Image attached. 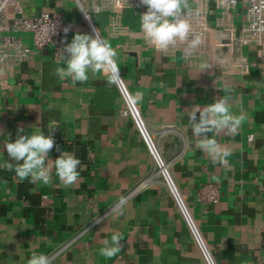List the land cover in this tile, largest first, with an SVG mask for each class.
Returning a JSON list of instances; mask_svg holds the SVG:
<instances>
[{
    "label": "crops",
    "instance_id": "1",
    "mask_svg": "<svg viewBox=\"0 0 264 264\" xmlns=\"http://www.w3.org/2000/svg\"><path fill=\"white\" fill-rule=\"evenodd\" d=\"M20 1L29 16L61 14L64 45L77 32L91 34L75 0ZM139 15L126 9L123 22L139 30ZM111 18L92 15L117 50L120 71L218 264H264V60L224 85L219 69L181 53L165 55L136 37L110 36ZM253 52L247 49L250 59ZM58 66L62 62L48 46L15 71L1 95L6 128L0 146L7 138L14 142L20 128L24 134L41 128L48 135V122L56 120L49 158L73 153L81 160L80 177L64 187L53 171L51 185L30 184L0 168V264H27L33 251L48 255L52 264H204L167 189L143 184L152 159L130 119L120 115L123 103L114 82L98 74L73 85L57 77ZM225 88L233 113L246 116L236 135L216 136L231 151L229 167L213 164L194 147L189 117L182 113L221 98ZM7 159L6 150L0 151V164ZM207 182L218 187L219 202L198 199ZM121 197L128 203L116 216L110 209ZM113 232L121 234L122 251L107 259L99 249Z\"/></svg>",
    "mask_w": 264,
    "mask_h": 264
},
{
    "label": "built area",
    "instance_id": "2",
    "mask_svg": "<svg viewBox=\"0 0 264 264\" xmlns=\"http://www.w3.org/2000/svg\"><path fill=\"white\" fill-rule=\"evenodd\" d=\"M189 1L190 12L186 18L191 24L192 36L199 37L201 43L195 50L189 49L187 43H181L167 52H162L163 54L172 56L181 53L195 64L219 69L220 80L224 85L237 77L248 75L257 65V61L264 60V0ZM75 2L91 35H94L95 28L104 39L92 15L108 13L112 16L108 25L110 36L136 37L147 44L140 29L133 30L123 22V13L126 9L137 10L140 14L147 11L140 0H128V3L126 0H75ZM63 30L64 19L59 13L43 11L39 15L29 16L25 14L20 0H0V109L1 95L5 94L9 80L14 77L15 71L21 65L33 59L48 46L54 47L56 58L60 59L58 52L65 47L62 41ZM25 38L31 41V46L25 43ZM249 48H253L254 59H250L247 54ZM120 76L114 82L123 103L120 115L130 119L152 159V169L143 180V184L145 187H151L155 183H160L167 189L203 263L218 264L185 194L174 177L171 163L163 156L121 71ZM5 128L6 123L0 117V137L4 134ZM197 197L206 203H217L221 193L216 184L207 182L198 190Z\"/></svg>",
    "mask_w": 264,
    "mask_h": 264
},
{
    "label": "clouds",
    "instance_id": "3",
    "mask_svg": "<svg viewBox=\"0 0 264 264\" xmlns=\"http://www.w3.org/2000/svg\"><path fill=\"white\" fill-rule=\"evenodd\" d=\"M140 3L147 8L139 17L140 30L148 45L161 52H167L181 43H187L191 50L198 48L201 40L192 36V27L186 18L190 12L189 0H140ZM93 33H75L71 42L58 52L62 66L56 68L55 74L60 80H70L76 85L86 84L90 75L95 78L99 74L107 83H113L121 77L117 50L102 39L95 28ZM222 91L224 95L221 98L203 106L194 104L182 113L189 117L187 125L191 129L194 147L213 164L229 167L231 151L221 145L216 136L236 135L246 116L243 112L233 113L229 90L225 88ZM141 98L137 94V99ZM58 128V121L52 120L47 124L48 135L41 128L26 134L23 128L18 129L14 142L7 138L0 146V151L6 150L8 157L7 161L0 164V168L14 172L20 182L27 180L30 184L51 185L54 171L55 177L64 187L75 185L80 177L78 168L81 160L68 151H62L54 160L49 158L55 145L54 132ZM127 203L126 198L121 197L110 213L122 216ZM120 242L121 234L113 232L110 239L102 241L99 254L107 259L115 257L122 251ZM27 264H52V260L44 253L33 251Z\"/></svg>",
    "mask_w": 264,
    "mask_h": 264
}]
</instances>
